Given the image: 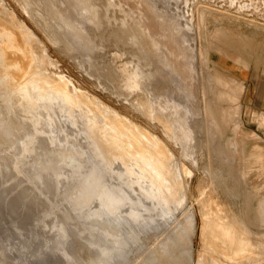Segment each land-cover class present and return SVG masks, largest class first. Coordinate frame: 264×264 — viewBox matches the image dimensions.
Segmentation results:
<instances>
[{"label":"rangeland","instance_id":"rangeland-1","mask_svg":"<svg viewBox=\"0 0 264 264\" xmlns=\"http://www.w3.org/2000/svg\"><path fill=\"white\" fill-rule=\"evenodd\" d=\"M0 18L22 45L0 67V161H9L0 177V194L9 192L0 195V264H100L84 240L95 225L79 230L84 158L105 166L89 189L110 174L129 188L142 174L149 181L150 197L130 191L135 202L120 206L152 210L132 209L126 220L105 214L124 223L109 264H264V0H0ZM173 39L189 61L171 52ZM50 146L56 156L73 153L76 168L48 162ZM51 175L54 188L39 190L38 179ZM71 179L65 205L60 192ZM156 202L171 211L153 210ZM64 210L68 234L47 250ZM109 229L96 237L113 240Z\"/></svg>","mask_w":264,"mask_h":264},{"label":"bare ground","instance_id":"bare-ground-1","mask_svg":"<svg viewBox=\"0 0 264 264\" xmlns=\"http://www.w3.org/2000/svg\"><path fill=\"white\" fill-rule=\"evenodd\" d=\"M154 22V21H153ZM149 23V22H148ZM151 24V23H150ZM156 23H154V25H155ZM152 25V24H151ZM147 28H148V26H146ZM146 27H145V32H146ZM150 27V26H149ZM158 27V26H157ZM153 28V26H151V29ZM151 29L149 28V33H150V31H151ZM154 30H156L155 28H154ZM153 31V30H152ZM158 31H159V28H158ZM154 33L156 34L157 33V30H156V32L154 31ZM158 34V33H157ZM159 34H160V32H159ZM183 35V34H182ZM16 36V34H15V31L12 29V27H10L6 22H4L1 18H0V67H2V66H6V65H8L9 64V57H11V56H13L14 57V55L16 54L12 49H17V50H22V45H21V42L15 37ZM180 41V40H179ZM175 44H179L178 43V39H173V41H172V43L169 45L170 46V48H171V52L172 53H174V52H176V54H181V56L182 57H184V58H186V60H188L189 61V57H188V55H187V53H185V51L184 50H182L181 48H179V49H177L176 47H175ZM180 56V57H181ZM191 56H192V52H191ZM192 58H193V56H192ZM15 61H17L19 64H21V61H20V59H19V57L17 58V59H15ZM174 62V61H173ZM189 65H190V63H189ZM193 71V68H192V66L190 65L189 66V73H191ZM36 90V89H35ZM72 106V105H71ZM70 106V107H71ZM73 107V106H72ZM47 108V107H46ZM46 108H43V109H46ZM43 109L41 110L40 109V112H43ZM70 112V111H69ZM197 112H199V111H197ZM44 113H46V112H44ZM47 113H49V110L47 111ZM65 113V112H64ZM66 115V114H65ZM68 115V116H67ZM67 117H69V116H71L69 113H67ZM198 115V114H197ZM65 116V117H66ZM28 128V127H27ZM58 131V130H57ZM57 131H56V133H57ZM15 133V132H14ZM14 133L13 132H11V133H9L7 136H8V140L10 141L11 139H12V136H14ZM53 133V135H54V132L53 131H51V133L50 134H52ZM56 133H55V137H56ZM52 135V136H53ZM57 137H58V135H57ZM10 138V139H9ZM49 138V137H48ZM51 139V138H50ZM60 139V138H59ZM59 139L57 138V140L59 141ZM105 140V139H104ZM108 140V139H107ZM106 140V141H107ZM54 142V141H53ZM102 143V142H101ZM105 144V143H104ZM43 144L42 143H38L34 148H35V151H37L39 148H41V146H42ZM95 146V145H94ZM41 151V150H40ZM38 152V151H37ZM46 152H48V153H46L45 155V157L44 158H47L46 160L48 161V162H50L51 163V161H53V159L56 161V163L55 164H59V162L63 165V170H65L64 168H66L68 165H70V167H69V170H70V172H72V170L70 169L71 168V165H73L74 166V168H76L75 167V165L77 164V160L75 161V159H78V158H75V155L73 154V153H70L69 151H68V153H63V154H59L58 156H56V153L57 152H54L53 151V149H52V146H50V148H49V151H46ZM86 155H87V153H86ZM101 155V154H100ZM4 157H6V156H3L2 158H0V160L1 159H3ZM77 157V156H76ZM118 157V156H117ZM52 159V160H51ZM46 160H43V161H40V162H42L41 164L42 165H45V163L47 162ZM51 160V161H50ZM3 161V160H2ZM5 161V160H4ZM4 161L3 162H1L0 161V177H1V175L2 176H4V174H6V170H8V168H7V165H9L8 163H9V161H8V159L6 160V161H8V163L5 161V163H4ZM44 161H45V163H44ZM55 161H53V164H54V162ZM57 161H58V163H57ZM75 162H76V164H75ZM50 163H49V166L50 167H53V165L51 164L50 165ZM100 163V162H99ZM7 164V165H6ZM80 164V163H79ZM78 164V165H79ZM167 164V163H166ZM37 165V164H36ZM41 165V166H42ZM60 165V164H59ZM64 165H65V167H64ZM67 165V166H66ZM81 165V164H80ZM38 167V170L40 171V168H41V171L42 170H45L46 169V167H45V169L43 168V167ZM46 166V165H45ZM49 166H48V168H49ZM56 166V165H55ZM73 166H72V168H73ZM9 167V166H8ZM78 167V166H77ZM81 167V166H80ZM167 167H168V165H167ZM47 168V169H48ZM57 168H58V166H57ZM61 169L60 170H62V166L60 167ZM73 168V169H74ZM83 168H84V170H88L87 172H88V176H84L83 177V184L82 185H86L85 187H86V189H85V187L83 186V191H82V193L81 194H83L82 195V197H83V199H82V197L80 196L81 194H80V192H79V186H77L78 187V190H76V192H75V195L73 194V196L75 197V201L77 200H79V198L81 197V199L83 200V219L81 220L82 222L80 223V233L82 234V231H84L85 229H86V227H88L87 229L90 231V228H89V224L91 225V228H93V226H92V224L93 225H95V228L94 229H96V231L98 232H100V233H98L99 235L101 234L102 235V233H103V236H104V234L105 233H107V229H109V230H111L112 232H115V234L113 233V234H110V233H112V232H110L109 233V231H108V233H109V235L111 236V235H113V236H111V238L113 237V240H107L106 241V239H108L107 237H109V236H106L105 235V237L106 238H102L101 236H97L96 237V234H97V232L95 231H93V229H91V233H90V236H88V233L86 234V230L84 231L85 232V234L87 235V236H82V237H84L85 239L84 240H86V242L89 244V245H91L92 247H96V249L98 250L97 252H99V255H98V253H97V257L95 256V255H93L92 257L95 259V262L97 261L98 263H100V264H109V260H112V259H114L115 258V256H117V254L119 253V250L117 249V245H115L114 243H113V241H114V236H118L116 233L117 232H120L121 231V225H122V223H120V225H118L117 223L120 221V220H126L127 218L126 217H124V214L125 215H128L130 218H131V213H133V211H132V209H134L135 210V207H134V205L136 204H134L133 205V208L131 207V206H129V207H127L126 208V210H124L125 208H122L121 206H120V203H121V201H125L124 203H126L125 205H127V200H135L134 198H133V195L131 196L130 194H131V192L130 191H132L133 193H136V195L135 196H140L139 198H141L144 194H145V191H146V189H145V187H147L146 186V181H147V183L149 182L147 179H145L144 180V178L142 177V175H141V178L140 179H138L137 181H136V185H139V186H135V183H134V186H133V188H129V186H122V185H120V184H123V183H118L119 182V179L117 178V176H115V175H113V174H110L108 177H107V180H106V182L104 183V185H100L97 189H93V188H90L89 189V185H88V182L91 180V182H90V184L92 183V179L90 178L92 175L94 176L96 173H98V175H100V170L101 169H104L105 168V166H101L100 164H98V166H96V167H94L93 165H92V162H91V160H89V159H87V158H84V162H83ZM136 168V167H135ZM17 169V171L19 172V174H20V169H19V167L18 168H16ZM28 169V168H27ZM26 169V170H27ZM9 170H10V168H9ZM75 170V169H74ZM155 170H156V168H155ZM39 171L38 172H35V174H38L39 173ZM157 171V170H156ZM29 172V171H28ZM56 172V171H55ZM61 171H59V169H58V173H60ZM76 172V171H75ZM74 172V173H75ZM169 172H170V170H169ZM17 173V172H16ZM29 173H32V170H30V172ZM77 173H78V171H77ZM160 173V172H159ZM18 174V173H17ZM34 174V173H33ZM31 175V176H35V174L34 175ZM56 174V173H55ZM72 174V173H71ZM163 173L161 172V175H162ZM27 175V174H26ZM39 175V174H38ZM61 175V174H60ZM59 174H58V176H60ZM75 175V174H74ZM79 175L81 176V174L79 173ZM91 175V176H90ZM98 175H97V177H98ZM144 176V175H143ZM37 177V176H36ZM39 177H40V175H39ZM55 177H56V175H55ZM82 177V176H81ZM35 178V177H34ZM33 178V179H34ZM75 178V177H74ZM76 178H78V180H80V178H79V176H77ZM76 178H75V180H76ZM90 178V179H89ZM116 178H117V180L118 181H116ZM150 178V177H149ZM159 178H160V176H159ZM38 179V178H37ZM36 179V180H37ZM54 175L52 176H47V177H42V178H40V179H38L39 180V183H38V180H37V183L39 184V186H40V189L39 190H48V188H54V186H53V183L55 182L54 181ZM88 179H89V181H88ZM97 179V178H96ZM100 179V178H99ZM111 179H113L115 182H112V181H110ZM163 179V180H162ZM162 181L164 182V179L165 178H163V176H162ZM32 180V179H31ZM75 180L74 179H71L70 181H68V183H66V186L64 187V188H62V190H61V192H60V196H61V198H62V195H65L67 192H68V188L70 187V186H72V184L73 183H75ZM82 180V179H81ZM5 181V180H4ZM62 181V180H61ZM77 181V180H76ZM175 181V180H174ZM57 182V181H56ZM55 182V183H56ZM123 182V181H122ZM124 182L126 183V181L124 180ZM144 182H145V184H144ZM169 182V181H168ZM30 183H31V181H30ZM33 183V182H32ZM31 183V184H32ZM34 183H35V180H34ZM59 183V182H58ZM95 183H98V181L97 182H95ZM106 183H112L111 185H105ZM76 184H77V182H76ZM79 184V183H78ZM100 184V183H99ZM18 185V184H17ZM93 185H94V180H93ZM144 185H145V187H144ZM153 185V184H152ZM172 185V184H171ZM11 186V185H10ZM14 186V185H13ZM56 186V185H55ZM74 186V185H73ZM91 186V185H90ZM95 186V185H94ZM154 186L156 187V185L154 184ZM162 186V185H161ZM12 187V186H11ZM11 187H9V188H11ZM88 187V188H87ZM93 187V186H92ZM135 187V188H134ZM143 187V188H142ZM151 188H153L152 186H150ZM154 187V189H156ZM56 188V187H55ZM95 188V187H94ZM6 189H7V187H6ZM5 189V190H6ZM49 190H51V189H49ZM145 190V191H144ZM159 191H160V187H159V189H158ZM4 191V188H3V190L1 191V192H3ZM8 191H10V189L8 190ZM21 191H23V190H21ZM81 191V190H80ZM154 191L155 190H153V193H154ZM163 191V190H162ZM6 191H4V193H2V194H7L8 195V193L9 192H7V193H5ZM20 192V191H19ZM18 192V193H19ZM50 192V191H49ZM79 192V193H78ZM144 192V193H143ZM30 193V192H29ZM35 193V192H34ZM52 193V192H51ZM80 194V195H78V194ZM146 193L149 195V193H148V191H146ZM161 193V192H160ZM2 194H0L1 196H2ZM15 194H17V193H15ZM28 193H27V191H26V194H24L23 193V198H26V197H24V195H26V196H28L27 195ZM47 194V193H46ZM53 194V193H52ZM51 194V195H52ZM6 195V196H7ZM22 195V194H21ZM21 195L19 194V196L21 197ZM79 196V198H77L78 196ZM0 196V197H1ZM49 196V195H48ZM93 196H94V198H93ZM161 195H159V197H160ZM149 197H150V195H149ZM159 197H156V198H159ZM162 197H164V196H162ZM167 197V196H166ZM169 198H168V200L169 201H171L170 202V205L173 203V199L174 198H172V197H170V196H168ZM2 198H4V196L2 197ZM8 198H9V195H8ZM15 197H13V199H14ZM18 198V197H17ZM65 197L63 196V198L62 199H64ZM77 198V199H76ZM136 198V197H135ZM138 198V197H137ZM136 198V199H137ZM143 198V197H142ZM144 198H146V197H144ZM151 198H153V197H151ZM155 198V197H154ZM1 199V198H0ZM11 199V198H10ZM30 199H32V198H30ZM65 199H67V198H65ZM147 199V198H146ZM165 199V198H164ZM3 200V199H2ZM51 200V199H50ZM67 200H68V202H67ZM66 200V202H64V200H61V201H63L64 203H65V205L66 204H70L71 202H69V197H68V199ZM137 200H140V199H137ZM136 200V201H137ZM144 199H142L141 201H143ZM156 200H158V199H156ZM166 200H167V198H166ZM167 200V201H168ZM15 201V200H14ZM16 201H17V199H16ZM15 201V202H16ZM53 201H54V199H53ZM74 201V202H75ZM76 201V202H77ZM92 201H95V209L93 210V212H90V211H88L87 209H85L84 210V208H88L87 207V205L89 204V203H92ZM146 202L148 201V199L147 200H145ZM168 201V202H169ZM6 202H8V201H6ZM22 202V201H21ZM133 202H135V201H133ZM132 202V203H133ZM152 202V201H151ZM158 202V201H157ZM157 202H156V205H154V209L153 210H155V206H157L158 204L160 205V204H163V203H158L157 204ZM166 202V201H165ZM154 203V202H153ZM176 203V202H175ZM13 204V201H12V203H11V205ZM15 204V203H14ZM32 204H34V203H32ZM79 204H80V202H79ZM128 204H131L130 202L128 203ZM137 204H138V201H137ZM141 204H142V202H141ZM146 204V203H145ZM149 204H150V199H149ZM152 204V203H151ZM151 204H150V206H149V208H151V209H148L149 211L150 210H152V206H151ZM155 204V203H154ZM1 205V204H0ZM6 205L7 204H5V207H6ZM19 205H21L20 203H19ZM47 205V204H46ZM62 205H64L63 203H62ZM72 205H73V203H72ZM71 205V206H72ZM75 205V204H74ZM122 205V204H121ZM146 205V208L148 207ZM164 205V204H163ZM161 206L162 208H160V209H163V208H165L164 206ZM41 206V205H40ZM45 206V205H44ZM69 206V205H68ZM137 206H139V205H137ZM8 207H10V206H8ZM22 207V206H21ZM29 207V206H28ZM37 207V206H36ZM67 207V206H66ZM141 207V206H140ZM140 207H138V208H140ZM142 207H143V209H142V211H144V205H142ZM158 207V206H157ZM167 207V206H166ZM29 208H31V207H29ZM62 208V207H61ZM73 208H75V207H73ZM72 208V209H73ZM145 208V209H146ZM11 209H12V206H11ZM28 209V208H27ZM41 209H43V207H41ZM68 209H71V208H68ZM71 209V210H72ZM166 209V208H165ZM164 209V210H165ZM168 209H169V207L166 209L167 211H166V213H168V212H170L171 211V209L172 208H170L169 209V211H168ZM33 210V209H32ZM31 210V211H32ZM40 210V209H39ZM52 210V209H51ZM66 210V209H65ZM64 210V214L62 213V216H61V222L60 221H58V223L59 224H56V225H54L53 227H52V233H54V236H55V238L54 237H52L51 239H53L54 238V242L53 243H51L50 244V240L48 241L49 242V247H48V249L47 250H50V249H57V250H59L60 248H61V244L63 243V240H62V237L65 235H67L68 234V232H67V230L69 229V224L71 223V222H69L70 220H71V217H72V214L70 215V213H71V211H69V213H68V211L66 212ZM138 211H140V213L142 212L141 210H139V209H137ZM137 210H135V212L137 213L138 211ZM147 210V209H146ZM146 210H145V212H146ZM157 210V212L159 211L158 209H156ZM164 210H162V211H164ZM53 211V210H52ZM148 211V213L151 215V214H154L155 215V211L153 212V213H151V212H149ZM27 213H28V211H26ZM26 212H24V213H26ZM34 212V211H33ZM65 212L67 213V214H65ZM111 213V214H116V215H120V217H119V219L121 218V216L122 217H124L125 219H120L118 222H117V220H113L112 219V221L110 220V222H108V216H106L105 214L106 213ZM30 214H31V212H29ZM143 213V212H142ZM148 213H146V220H147V215H148ZM163 213V212H162ZM19 214V213H18ZM70 215L71 217L70 218H66L67 216H65V215ZM24 215V214H23ZM27 215V214H26ZM54 215V214H53ZM60 215V214H59ZM69 215H68V217H69ZM109 215V214H108ZM141 215V214H140ZM157 215V214H156ZM158 215H162V214H158ZM155 216V217H160L159 219H162L161 217H165V216H163V215H165V213L162 215V216ZM166 215H168V214H166ZM2 216V215H1ZM110 217H112V215H109ZM142 216H144V214L142 215ZM141 216V217H142ZM57 217V216H56ZM145 217V216H144ZM153 217V216H152ZM152 217H150V220H151V218ZM13 218V217H12ZM59 218H60V216H59ZM114 218H116L115 216H114ZM118 218V217H117ZM28 219V218H27ZM70 219V220H69ZM111 219V218H110ZM144 218L142 217V220H143ZM153 219V218H152ZM2 220V219H1ZM23 220V219H22ZM46 220V219H45ZM44 220V222L45 223H47L46 221ZM49 220V219H48ZM58 220V219H57ZM14 221V220H13ZM27 221V223H28V221L30 222V220H26ZM32 221V220H31ZM49 221H51V219L49 220ZM128 221V220H127ZM139 221H141L140 219H139ZM148 221V220H147ZM146 221V222H147ZM162 221V220H161ZM5 222V221H4ZM21 222V221H20ZM68 222H69V224H68ZM121 222V221H120ZM123 222V221H122ZM125 222V221H124ZM144 222V221H143ZM146 222H145V224H146ZM153 222L155 223V221L153 220ZM153 222H151V223H153ZM158 222V221H157ZM2 223H3V221H2ZM18 223V222H17ZM22 223H23V221H22ZM92 223V224H91ZM110 223V224H109ZM127 223V222H126ZM139 223V222H138ZM151 223H148L149 225L151 224ZM153 223V224H154ZM52 225H53V223H51ZM109 224V225H108ZM136 224V223H135ZM148 224H146L147 226H148ZM152 224V225H153ZM46 225V227H47V224H45ZM127 225V224H126ZM125 225V226H126ZM130 225H132V226H134L133 225V223H131ZM137 225V224H136ZM139 225H140V223H139ZM138 225V226H139ZM18 226H20L21 227V224H19ZM29 226V225H28ZM105 226H110L109 228H107V227H105ZM128 226H129V224H128ZM19 227V228H20ZM39 227V226H38ZM46 227H44V228H46ZM130 227V226H129ZM240 227V226H239ZM28 227H24V229H22V230H26ZM71 228V227H70ZM103 228H105L103 231H105V233L104 232H102V231H100V229H103ZM107 228V229H106ZM122 228H124V223H123V227ZM41 228L39 227V230H40ZM120 229V230H119ZM2 229L0 228V231H1ZM39 230L37 231V232H39ZM50 230V229H49ZM128 230V229H127ZM27 231V230H26ZM29 231V230H28ZM88 231V232H89ZM131 230L129 229V231L128 232H130ZM2 232H3V230H2ZM15 232H16V230H15ZM41 232V231H40ZM50 232H51V230H50ZM49 232V233H50ZM94 232V233H93ZM1 233V232H0ZM27 233V232H26ZM26 233H24V234H26ZM35 233V232H34ZM124 233V232H123ZM122 233V234H123ZM126 233V232H125ZM131 233H132V231H131ZM214 233V232H213ZM228 233V232H227ZM28 234V233H27ZM62 234H64L63 236H62ZM79 234V233H78ZM97 234V235H98ZM9 235V234H8ZM59 235H60V237H59ZM127 235H129L128 233H126V237H127ZM138 235H140V234H138ZM10 236V235H9ZM22 236V235H21ZM28 236V235H27ZM37 236V235H36ZM120 236V235H119ZM124 236H125V234H124ZM122 237L121 236V238H124V239H121V241L123 240H125V238L126 237ZM131 238L133 237V236H135V234H130L129 235ZM136 236H137V234H136ZM6 237H8V236H6ZM33 237H34V235H33ZM175 237V236H174ZM5 238V237H4ZM45 238V237H44ZM99 238H102V239H105V241L104 242H106V243H104L103 241V243H104V245L102 244L101 245V243L99 242ZM110 238V237H109ZM118 238V237H117ZM137 238V237H136ZM139 238V237H138ZM47 239H49V238H47ZM83 239V238H82ZM126 239H128V238H126ZM4 240H6V239H4ZM115 240H117V239H115ZM132 240V239H131ZM26 241H27V239H26ZM34 241V240H33ZM45 241H46V239H45ZM101 241V240H100ZM111 241H112V243H111ZM128 241H130V240H128ZM127 240H126V243L128 242ZM51 242H52V240H51ZM110 242V243H109ZM114 242H119V241H114ZM5 243V242H4ZM39 243V242H38ZM121 243V242H120ZM130 243V242H129ZM7 244V243H6ZM231 245V244H230ZM35 246V245H34ZM36 247V246H35ZM37 248V247H36ZM93 249V248H92ZM12 250V249H11ZM37 250V249H36ZM40 250V249H39ZM91 250V249H90ZM93 250H95V248L93 249ZM121 250V249H120ZM123 251V250H122ZM234 251V250H233ZM19 252V251H18ZM52 252V251H51ZM37 253V252H36ZM54 253V252H53ZM95 254V253H94ZM39 255V254H38ZM49 255V254H48ZM48 255H46V257L48 256ZM54 255H55V253H54ZM92 255V254H91ZM18 257V256H17ZM144 257V256H143ZM40 259V258H39ZM47 259H48V257H47ZM45 261H46V263H47V260H46V258H45ZM108 261V262H107ZM36 263L38 262V261H35ZM94 262V261H93ZM111 262V264H112V262L113 261H110ZM33 263V262H32ZM39 264H44V262L43 263H39Z\"/></svg>","mask_w":264,"mask_h":264},{"label":"crops","instance_id":"crops-1","mask_svg":"<svg viewBox=\"0 0 264 264\" xmlns=\"http://www.w3.org/2000/svg\"><path fill=\"white\" fill-rule=\"evenodd\" d=\"M257 262H259V260H257Z\"/></svg>","mask_w":264,"mask_h":264}]
</instances>
